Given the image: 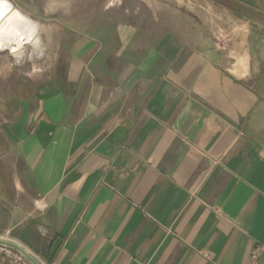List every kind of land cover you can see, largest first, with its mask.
<instances>
[{"label": "crops", "instance_id": "obj_1", "mask_svg": "<svg viewBox=\"0 0 264 264\" xmlns=\"http://www.w3.org/2000/svg\"><path fill=\"white\" fill-rule=\"evenodd\" d=\"M143 1L157 35L125 8L42 43L48 89L0 93V234L42 264H264V31L226 8L222 48L211 16Z\"/></svg>", "mask_w": 264, "mask_h": 264}, {"label": "rangeland", "instance_id": "obj_2", "mask_svg": "<svg viewBox=\"0 0 264 264\" xmlns=\"http://www.w3.org/2000/svg\"><path fill=\"white\" fill-rule=\"evenodd\" d=\"M6 1L12 5V9L15 11L17 10L22 16L33 21L38 26L37 37L41 46L47 38L55 45L59 43L62 38L76 40L77 34L75 32L83 29L85 26H87L89 30L94 31L95 29H100L99 26L101 25L104 26L103 28L106 30L102 31L101 34L109 33L110 29L108 24L112 19L117 23L124 21L125 14L123 10H125V8L130 11L128 16L132 23L136 24V22H140L142 19H147L151 22L146 32H148L149 36L157 35L158 28L155 26L156 24L154 21L159 17V13H156L152 6L148 7V11L145 13V2L143 0H116V3H113L112 0H61L60 2L49 0ZM152 1L159 5L168 4L169 1L175 4V2L178 1L179 3H184V6L188 8L190 12L211 16L213 18L212 27H214L213 29L217 36V41L222 48H226L228 44L231 36L228 34L229 31L233 30L232 27H236V23L232 21V19H229V22L226 21V19L222 21L221 14H225L226 11L230 18L233 16L235 17L236 15L234 14L241 15V13H247L250 16L249 18H251L248 25L262 28L264 31V16H261V18L255 16V18L252 19L254 16L251 15L253 11H251L250 8H245L237 3L234 5V2L230 5L224 0ZM188 1L191 2L188 3ZM192 1L194 3H192ZM140 4L142 6H139ZM258 4L261 8L260 10L264 12V0H259ZM113 5H120L119 13L117 11L115 13L111 11V9L114 8ZM139 7H142V12H140ZM220 8L224 11L227 8V10L222 12ZM77 11H80L83 15L77 14ZM168 11L173 12L175 9H167L164 13ZM166 17L171 18L173 15H165L164 19H166ZM137 34H141L139 27L136 28L134 36L136 37ZM97 35L99 34L97 33ZM51 53V56L54 57L55 52L51 51ZM48 63L49 62L46 61V52L43 46L40 50H33L29 45H25L21 56L19 55L18 57L12 55L9 50H0V93L14 92L16 91V85L19 84L26 87L27 91L32 92L38 85L45 86L46 89H48V80L52 79V67H49Z\"/></svg>", "mask_w": 264, "mask_h": 264}, {"label": "bare ground", "instance_id": "obj_3", "mask_svg": "<svg viewBox=\"0 0 264 264\" xmlns=\"http://www.w3.org/2000/svg\"><path fill=\"white\" fill-rule=\"evenodd\" d=\"M12 8L6 0H0V50H9L16 57L21 56L25 45L40 50L39 39L34 37L36 24Z\"/></svg>", "mask_w": 264, "mask_h": 264}, {"label": "built area", "instance_id": "obj_4", "mask_svg": "<svg viewBox=\"0 0 264 264\" xmlns=\"http://www.w3.org/2000/svg\"><path fill=\"white\" fill-rule=\"evenodd\" d=\"M0 241V264H31L24 255H21L14 248L3 243L11 242L22 248L20 245L14 243V241H12L8 234H0ZM22 249H24L26 253L31 255L24 247ZM31 256L33 257V255Z\"/></svg>", "mask_w": 264, "mask_h": 264}, {"label": "water", "instance_id": "obj_5", "mask_svg": "<svg viewBox=\"0 0 264 264\" xmlns=\"http://www.w3.org/2000/svg\"><path fill=\"white\" fill-rule=\"evenodd\" d=\"M35 32H36V35L34 37H36L38 39V37H37L38 26L37 25L35 26ZM3 243L6 244L7 246L9 245L10 247L14 248L21 255H24L31 264H42L39 260H36L34 257H32L31 255L26 253V251L24 249L20 248L19 246L15 245V244H13L11 242H8V243L3 242Z\"/></svg>", "mask_w": 264, "mask_h": 264}, {"label": "flooded vegetation", "instance_id": "obj_6", "mask_svg": "<svg viewBox=\"0 0 264 264\" xmlns=\"http://www.w3.org/2000/svg\"><path fill=\"white\" fill-rule=\"evenodd\" d=\"M241 13V12H240Z\"/></svg>", "mask_w": 264, "mask_h": 264}]
</instances>
